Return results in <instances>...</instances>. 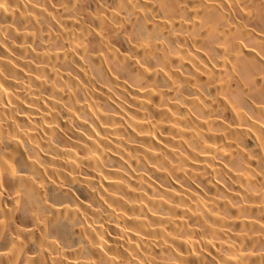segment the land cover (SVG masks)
I'll return each instance as SVG.
<instances>
[{
	"label": "bare ground",
	"instance_id": "bare-ground-1",
	"mask_svg": "<svg viewBox=\"0 0 264 264\" xmlns=\"http://www.w3.org/2000/svg\"><path fill=\"white\" fill-rule=\"evenodd\" d=\"M0 264H264V0H0Z\"/></svg>",
	"mask_w": 264,
	"mask_h": 264
}]
</instances>
